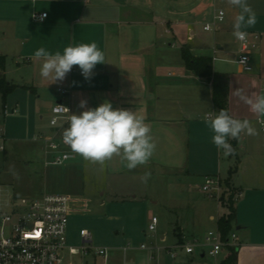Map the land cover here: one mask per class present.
Listing matches in <instances>:
<instances>
[{"label":"crops","instance_id":"0c3cea01","mask_svg":"<svg viewBox=\"0 0 264 264\" xmlns=\"http://www.w3.org/2000/svg\"><path fill=\"white\" fill-rule=\"evenodd\" d=\"M247 2L257 18L254 27L246 28L248 36H258L251 62L254 52L259 58L252 63V71H244L236 61L237 56L232 58L233 52L228 49L230 38L224 34L233 32L235 18L240 14V9L229 0L222 3L225 20L216 23L211 30L222 33L213 46L198 38L195 25L200 18L204 20L203 26L213 22L216 10L222 8L218 0H0V55L5 56V68L0 66V79L4 76L8 82L17 85L11 93L30 90L37 97L50 94L53 102L69 105L75 114L86 110L79 107L81 100H85L87 108L110 102L113 108L132 110L143 116L151 129L156 150L146 165L138 166L145 167L141 172L157 173L164 171L162 167L169 166L175 169L180 180L201 173L218 174L223 179L230 177L231 185L241 192L235 203L237 215L233 227L239 236L237 264H264V142L260 135L241 133L235 154L224 156L223 150L213 144V132L205 123L213 150L208 168L201 171L193 167L190 158L187 167H178L182 129L199 120L197 117L209 113L200 112L198 106H214L211 82L187 69L183 59L180 64L176 48L185 29L187 42L184 45L194 55L219 58L215 56L218 53L225 55L219 59L238 64L236 71H218L214 65L215 71L228 73L230 77L229 113L234 118L250 120L257 132L264 131V117L253 114L234 94L238 88L249 96L264 93V0ZM42 12H47L48 16L43 21L36 20L35 14ZM235 41L238 54L240 42ZM92 42L104 53L105 63L95 66L91 79L86 80L78 66H73L62 82L49 84L50 81L40 77L42 61L35 59V50L44 47L49 52L62 53L68 45ZM212 48L213 53H210ZM10 53L14 54L13 65L8 60ZM174 67L178 74L172 71ZM23 70L26 72L16 80L14 75ZM59 89L67 92L62 93ZM8 96L5 114L9 113ZM15 105L19 112L20 102ZM50 107L45 108L46 115L50 114ZM40 117L43 119L44 115L41 113ZM190 127L187 139L192 144V131L195 130ZM50 131L52 128L47 130ZM234 140L230 139L229 143ZM222 171L226 172L225 176ZM76 197L85 200L89 209L88 198ZM137 200L135 193L128 200L124 199L130 206ZM221 210L226 212L218 202L215 212L208 211V218L217 220V225L223 214L219 213ZM176 227L191 237L179 220L175 223L177 237ZM164 237L166 239V234L162 233L161 238ZM125 257L122 264L125 260L135 261V258H127V254Z\"/></svg>","mask_w":264,"mask_h":264},{"label":"rangeland","instance_id":"374dc122","mask_svg":"<svg viewBox=\"0 0 264 264\" xmlns=\"http://www.w3.org/2000/svg\"><path fill=\"white\" fill-rule=\"evenodd\" d=\"M222 9L225 0H218ZM225 10V9H224ZM211 20V19H209ZM203 19L195 25L198 38L204 39L210 45L220 40L222 33L216 31H205ZM185 29V27H183ZM246 31V29H243ZM179 37V61L182 65L183 58L180 46L187 42L186 29ZM248 33V31H246ZM233 33V32H232ZM232 33L224 34L230 38L228 49L233 52L231 57L237 56L238 44ZM253 51V50H252ZM210 53H213V48ZM14 54L9 55V61L13 65ZM217 57H225L218 54ZM216 58L215 68L218 71L230 69L236 71L237 63ZM259 55L252 54V63ZM178 74L176 67L172 68ZM171 70V69H170ZM264 71V68H263ZM26 70L14 75L18 80ZM22 73V74H20ZM182 89V87H180ZM34 92L17 90L8 96L6 107L9 113H4V100L0 94V130L6 135V153L0 154V198L20 202L22 198L34 199L44 194H70L89 199V211L86 213H75L70 217L68 227V242L70 245L79 247L82 243L81 229H88L93 235L92 246L108 247L110 254L107 258L91 253L82 257L81 255L68 256L74 264H122L125 254L122 247L131 244L133 247L127 252V258H135V264H219L223 254L217 257H201L198 254L189 256L181 254L174 259L167 252L166 247L173 245L177 240L175 223L177 220L185 226L188 235L196 236L201 240L208 230H215L217 220L208 218V211L216 210L217 200L208 197L199 188L206 175H218L201 173L199 176H189L179 179L177 172L172 167H162L164 171L151 173L147 182H142L145 167H137L128 170L120 157H113L107 161L103 168L99 164H92L76 156L64 164H46L45 143L38 136L49 130V115L45 114V108L53 107L50 94L40 97L32 95ZM180 94H183L180 91ZM180 97H182L180 95ZM20 102L19 112L12 113V109ZM186 106V104H185ZM201 112H216L211 105L198 106ZM41 113L44 118L41 119ZM198 116V115H197ZM204 116L197 117L199 120L182 129L180 134L178 167L185 168L192 161L193 167L206 170L212 149L209 145L207 126ZM190 125L192 127H190ZM193 128L192 144L188 141V128ZM258 132L264 142V131ZM195 132V133H194ZM194 134V136H193ZM191 146V149H190ZM190 149V156L188 155ZM215 151V150H214ZM188 155V156H187ZM188 158L190 161L188 163ZM226 172L222 171V176ZM182 176V175H181ZM221 205L226 209L219 213L229 212L227 203L229 198L239 191L229 185ZM235 192V194H234ZM138 196L134 206L127 204L132 194ZM154 200H158L154 203ZM171 210H168L167 208ZM149 210L150 213H149ZM219 213H215L218 217ZM151 214L157 215L159 223L157 231H148ZM222 214V215H223ZM221 215V216H222ZM166 234L163 241L161 234ZM146 243L155 248V257L150 258V251L140 250L137 247ZM157 247H160L158 250ZM131 262V261H130Z\"/></svg>","mask_w":264,"mask_h":264},{"label":"built area","instance_id":"2783aa9c","mask_svg":"<svg viewBox=\"0 0 264 264\" xmlns=\"http://www.w3.org/2000/svg\"><path fill=\"white\" fill-rule=\"evenodd\" d=\"M48 16L47 12L36 13L35 19L43 21ZM218 19L217 17H221ZM226 12L218 8L214 14L213 22L206 23L205 31L214 29L216 23L225 20ZM258 36H247L245 42H240L236 61L244 71H252L251 52L257 47ZM216 59V57H213ZM244 61V63H241ZM62 93L67 90L59 89ZM61 106L65 107L61 111ZM69 110V113L67 109ZM18 112L14 107L12 113ZM75 114L69 105L57 102L51 108L49 124L52 131L41 133L38 137L45 143L47 155L46 164H64L74 158V153L62 141V132L67 127V116ZM264 125V122H263ZM6 135L0 130V154L6 153ZM210 198L222 202L225 193L229 190L226 179L220 175H206L199 187ZM235 194V192H234ZM241 195L238 191L234 196L237 199ZM235 199V200H236ZM85 200L70 194H44L34 199L22 198L20 202L11 198H0V264H74L71 258L75 255L82 257L94 253L107 258L110 254L108 247H93V235L88 229H81L82 243L75 247L68 242V227L70 217L75 213L88 212ZM220 218V217H219ZM148 231H157L159 218L151 214ZM163 241L165 240L162 239ZM239 236L232 229L227 237H223L218 225L215 230H208L204 238L188 237L179 233L176 242L167 246V252L176 259L181 254L201 257H217L229 254L230 248L238 249ZM132 245L122 247L124 254L132 249ZM140 250L150 251V258L155 257V248L145 242L141 243ZM159 250L160 247H157ZM124 264H135L125 260Z\"/></svg>","mask_w":264,"mask_h":264},{"label":"clouds","instance_id":"9594fccd","mask_svg":"<svg viewBox=\"0 0 264 264\" xmlns=\"http://www.w3.org/2000/svg\"><path fill=\"white\" fill-rule=\"evenodd\" d=\"M229 3L240 9L232 35L237 41L245 42L248 33L243 29L255 26L256 14L247 0H229ZM217 18L222 19V16ZM33 55L42 61L39 75L50 81L49 84L62 82L73 66L80 68L86 80L91 79L95 66L105 63V55L95 42L68 45L62 53H52L40 47ZM234 94L249 106L253 114L264 117V93L249 96L238 88ZM86 105L87 102L81 100L79 107L86 110L67 116V127L62 132V141L66 146L86 162L99 164L101 169L113 157H120L128 170L149 162L156 150V143L143 116L132 110L113 108L110 102L95 108H87ZM63 109L65 107L61 106V111ZM204 121L213 132V144L223 150L224 156L235 154L230 139H238L245 132L249 136L258 135L250 120L234 118L225 109L218 114L212 111L205 114ZM150 176V172H145L142 182L146 183Z\"/></svg>","mask_w":264,"mask_h":264},{"label":"trees","instance_id":"16d2710c","mask_svg":"<svg viewBox=\"0 0 264 264\" xmlns=\"http://www.w3.org/2000/svg\"><path fill=\"white\" fill-rule=\"evenodd\" d=\"M181 54L187 69L193 71L197 76L205 78L211 82L213 89V103L217 110V114L221 109H225L229 113V74L215 71L214 59L211 55H194L187 45L182 46ZM0 66L2 69L5 68V56L0 55ZM16 86L17 85L8 82L4 76L0 79V93L2 94L4 105L7 96L16 88ZM231 145L235 149V146L237 145V139H235ZM226 183L228 186L230 185V177L226 179ZM235 203L236 201H234L233 196H231L227 203L229 212L223 214L218 219V227L223 237H227L234 227V222L237 215ZM176 232L177 234L180 233L179 227H176ZM237 261L238 249L230 248L229 254L221 261L220 264H237Z\"/></svg>","mask_w":264,"mask_h":264}]
</instances>
